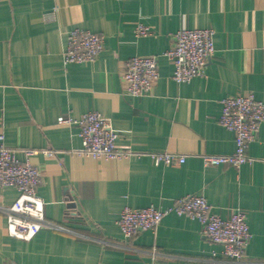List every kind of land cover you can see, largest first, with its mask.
<instances>
[{
	"label": "crops",
	"instance_id": "obj_1",
	"mask_svg": "<svg viewBox=\"0 0 264 264\" xmlns=\"http://www.w3.org/2000/svg\"><path fill=\"white\" fill-rule=\"evenodd\" d=\"M139 23L147 36H137ZM74 28L103 36L94 60L64 62ZM187 28H213L215 53L205 75L179 83L164 53ZM135 55L159 58L160 76L145 96L124 93L123 66ZM245 92L264 102V0H0V127L17 156L40 168L48 222L20 240L0 211V264H264V124L248 149L252 162L203 161L234 152L233 132L219 123L221 100ZM91 110L109 121L118 148L137 153H81L78 128L57 119ZM152 152L186 160L157 164ZM18 194L0 188V206ZM187 194L205 196L223 218L246 213L252 235L241 260L204 238L198 220L174 212L154 231L123 236L124 207L166 209Z\"/></svg>",
	"mask_w": 264,
	"mask_h": 264
},
{
	"label": "built area",
	"instance_id": "obj_2",
	"mask_svg": "<svg viewBox=\"0 0 264 264\" xmlns=\"http://www.w3.org/2000/svg\"><path fill=\"white\" fill-rule=\"evenodd\" d=\"M149 33L147 26L137 24V36H147ZM214 35L213 28L180 29L173 34L172 46L164 56L173 64L172 77L175 81L190 82L197 76L205 75L209 61L215 53ZM103 49L102 35L90 30L74 28L68 34L64 62L67 64L90 62ZM159 76L158 56H132L125 62L121 73L124 93L131 96L148 95ZM221 105L219 123L233 132L235 150L231 154H205L204 164L240 167L252 162L253 158L249 155L248 149L264 124V102L253 92H245L223 98ZM57 122L78 128L83 144L81 153L94 159H123L137 153L117 147V133L104 115L97 110L79 116L61 115ZM32 152L28 151V153ZM45 153L48 156L54 154L53 151H45ZM149 157L157 164L179 165L186 160L185 155L171 152H152ZM41 181L40 168L29 160H21L17 156L16 150L6 143L0 127V188L13 187L19 193L12 204L0 206V211L6 216L8 234L11 237L29 241L48 225L44 202L37 194ZM173 212L198 220L204 238L219 244L226 258L239 261L245 256L252 235L246 213L238 209L223 218L212 212L211 204L203 195L181 196L166 209H160L155 205L144 208L126 206L121 210L118 225L123 236L129 240L140 231L156 230L163 218ZM50 227L58 228L54 224Z\"/></svg>",
	"mask_w": 264,
	"mask_h": 264
}]
</instances>
